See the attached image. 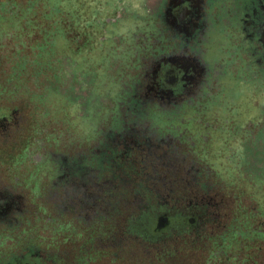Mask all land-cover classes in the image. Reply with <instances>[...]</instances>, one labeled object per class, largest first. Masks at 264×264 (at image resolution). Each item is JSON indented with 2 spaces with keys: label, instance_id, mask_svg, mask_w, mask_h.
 Masks as SVG:
<instances>
[{
  "label": "flooded vegetation",
  "instance_id": "1",
  "mask_svg": "<svg viewBox=\"0 0 264 264\" xmlns=\"http://www.w3.org/2000/svg\"><path fill=\"white\" fill-rule=\"evenodd\" d=\"M77 5L71 19L63 7L66 30L69 26L66 50L72 57L66 61L70 68L64 67L70 73L80 71L65 78L72 85L70 98L65 96L58 106L70 119L80 115L71 107L81 109L89 99L94 106H110L108 118L84 129L66 119L57 129L39 108L44 103L37 96L38 89L46 93L44 83L50 78L40 81L23 75L36 76L43 58L18 66V75L12 77L0 55V264H57L58 256L73 259V264H264L263 209L251 210L245 194L214 180L213 162L203 156L212 148L208 134L217 129L239 138L236 149L242 156L243 149H257L253 140L244 146L245 138L253 136L241 132L242 140L235 134L242 125L233 119L195 125L199 129L194 136H181L178 149L183 160L174 155L166 159L175 175L171 174L172 183L170 176L165 183L128 184H119L115 177L119 171L130 178L162 165L156 156L139 151L144 150V140L127 143L136 134L146 139L148 125L123 122L118 106H129L127 112L131 106H194L190 96H196L204 82L211 80L213 85L207 87L214 96L221 70L225 80L238 78L243 83L249 73L264 68V0H137L133 5L140 12L132 3L117 6L116 0H78ZM127 12L130 30L137 29V34L125 32L121 19ZM135 16L144 22L136 24ZM132 35L140 45L128 59L132 70L117 93L89 95L92 85L99 83L97 53L112 49L118 40L129 42ZM240 69L243 74H238ZM83 86L84 98L79 94ZM249 104L263 106L260 99ZM41 115L54 128H44ZM256 118L246 119L243 126H256ZM162 126L180 130L183 125ZM73 129L78 133H71ZM201 129L205 135H200ZM156 145L163 147L164 141ZM230 146L231 141L222 142L221 158H228L224 153ZM189 157L194 170L186 166ZM190 169L195 178L184 176ZM88 175L96 184L87 182ZM243 224L252 231L249 244L238 234ZM75 255L81 259L75 260Z\"/></svg>",
  "mask_w": 264,
  "mask_h": 264
},
{
  "label": "rangeland",
  "instance_id": "2",
  "mask_svg": "<svg viewBox=\"0 0 264 264\" xmlns=\"http://www.w3.org/2000/svg\"><path fill=\"white\" fill-rule=\"evenodd\" d=\"M77 1L78 0H0V46L2 48L0 49V55L5 57V71L6 73L10 72L12 77L17 76L19 73V69H17L18 66L21 68V66L33 58H43L41 63H39L40 65H43L40 66V69L38 68L36 76L25 75L24 72L22 73H24L23 75L29 79L35 78V80L40 79V81H43L42 79L47 78V76L50 78L47 79L49 81H45L44 83L46 93L38 89L37 96L44 103V106H39V108L46 110L47 114L54 121L57 129L63 128L67 119L64 117L65 111L62 106H58L64 101L63 98L65 96L70 98L68 91L72 85H68L65 78L72 77L73 75L75 76L76 72L80 71L79 69H76L75 71L70 70V73L69 69L65 68H70V66H67L66 61H72V57L66 50V33L69 26L66 30L63 21V18L65 17L63 7H66V9L69 10L67 18L71 19L73 9H76V6H79L77 5ZM64 2L66 4H64ZM130 3L134 6L133 4L137 3V0H116L117 6H125ZM27 9L31 12L32 18H30V16H22V12L27 11ZM133 9L140 12L135 6ZM128 18L129 15L127 12V15L121 19L123 22H126L125 32L131 34V32L135 30L133 34H137V29L134 28L130 30L131 25L129 24ZM134 21H137V23L133 22L136 24L144 22V20H141L140 17L136 16ZM72 24L74 23L72 22ZM123 27H125V25H123ZM220 27L221 26L218 27L219 31H221L219 29ZM74 28H76V26H74ZM34 32H39L40 34V38L37 39L36 48L35 45H33V38L36 36L34 35L33 37ZM121 35L123 36V34ZM128 38L129 42L122 39L118 40L119 42L116 46L113 44L112 49L104 48L103 51L97 53V65L99 67L96 70L98 72L97 75L99 76V83L97 85H92L89 89V95L92 97L103 92L110 94L117 93L122 78L129 74L127 72H131L132 69L131 65L128 63V59L130 60L131 56L134 55L135 45H140V43L135 40L133 35L131 36L132 39L130 37ZM3 41L4 44L2 45ZM28 49L32 51H28ZM136 54L139 53L137 52ZM47 59L48 61H46ZM204 59L206 58L204 57ZM61 65H63V68L60 67ZM242 71L243 69H240L238 74H243ZM257 72L258 73L255 74L254 72L249 73L251 75H249L245 82L241 83L243 80L238 78H229V81L225 80V71L221 70V87L218 85L215 89L214 96L210 97L211 91L207 86L213 84L211 83V80L209 82H204L202 84L203 88L200 89L199 93H197L196 96H190L192 102H194V106H131V110L128 111L129 113L127 112V109H125L130 108L129 106H118L116 113L118 118L123 120V122L126 120H134L137 122L140 121L139 123L144 122L148 125L145 135L146 139H144V136L136 134L132 138H129L127 143L141 139L144 140L146 143H143V145L146 149L144 147V150L139 151L145 152L153 157L156 156V161L159 164H165L164 166H159L161 169L158 167L157 171L150 170L148 173H142V177L145 178L144 181L165 183L169 181L167 176H170V182L174 181L172 178L173 176H171V174L174 175L172 173L173 169L168 165L166 159L168 156L174 155L172 156L174 159L177 158L183 160V153L178 149L181 136H194L195 130L199 129L198 127L195 128V125H202L214 120L219 121V119L224 123L225 119H233L235 123L242 125L238 128L240 132L235 134L240 135L242 132L244 133V136H253L251 139L245 138L246 142L244 143V146H249L247 142L253 140V143L257 141L259 147L257 146V149H255L254 146H251L249 149H243L246 154H243L242 156L240 148L236 149L239 138L235 137L233 134L227 136L226 134H223L225 131L217 129L216 131H213V134H208L211 136L210 142L212 148L211 150L207 149L203 156H205V159L208 161L213 162L212 166L215 175L211 176L214 180L216 179L221 185L224 183L227 187H232L237 194H241L242 197H244L245 194V204H247L251 210L254 209L252 208L254 206H258L259 209L262 208V214L264 215V68L258 69ZM90 73L96 74L92 70L89 71V74ZM254 75H258L257 77L260 79L256 80ZM210 77V75H207L205 78L209 79ZM2 81H5V79ZM225 81H227V84H225ZM68 82L71 83L70 79H68ZM65 87L68 88L66 89ZM84 92L85 87L83 86L79 90V94L83 98L85 97ZM6 94L8 96L11 95L9 93ZM255 99H260L262 101V109H258L252 105L250 106L249 102L251 103V101ZM211 100H214V102L212 103ZM84 102L87 106H82L81 109H79V105L71 107L72 109H76L80 114L79 116L76 115L73 118L67 119L71 125H74V123L80 124V127L84 129L85 127L88 128L90 124L96 123V121L99 122L108 118L106 107L110 106H94L92 100L89 99ZM211 103L216 104L212 106L210 105ZM234 103L238 104V106H230V104ZM67 104L71 106L69 102ZM255 115L257 116L256 121L259 122L256 126H252L251 128L246 125L243 126V123L248 121L246 119H252ZM38 119L40 121V117ZM47 119L48 117L41 115V122L44 128L47 130H49V128H54V124L50 123ZM170 122H172L173 125L183 126H181L180 130L172 127L160 128L163 127L162 125ZM71 133L76 134L78 133V130L73 129ZM202 134H206L203 129L200 130V135ZM241 137L243 140L244 137ZM25 140L26 138H24L23 142ZM160 140L164 141L163 147L156 145ZM228 140L231 141V146L229 147L230 151L224 153L228 154V158H221L220 155L223 153H220L219 151H222V142ZM126 145L120 144V148L125 149ZM49 147L52 148L51 145H49ZM199 147L200 146H198V148ZM193 148L195 150V145ZM199 151L204 152V149H199ZM199 151L197 154L202 157V153ZM60 152L62 151H58V153ZM164 155H166V157ZM48 156H51V154H48ZM213 156H219L220 159L214 158ZM52 157L60 160V162L63 161L60 155H54ZM33 160H35L34 157ZM186 166L187 168L193 167L194 170V164L192 163L191 157H189ZM162 168H166L169 172L164 171ZM193 170L190 169L188 175L184 176L188 179L195 178ZM115 177L119 184L132 183L128 174L121 171H119ZM87 182L94 183L96 181L92 175H88ZM149 213L150 211L147 212V214ZM256 222L254 223L255 225L257 224ZM256 228L258 227L255 226V229ZM238 234L242 238L243 243L249 244L252 236V231L250 229H246V226L243 224L239 226ZM48 239L50 240L51 237ZM243 248H248V245L243 246ZM73 257L75 260L81 259L78 255ZM55 262L57 264H73V259L66 258L65 256H58L55 258Z\"/></svg>",
  "mask_w": 264,
  "mask_h": 264
},
{
  "label": "trees",
  "instance_id": "3",
  "mask_svg": "<svg viewBox=\"0 0 264 264\" xmlns=\"http://www.w3.org/2000/svg\"><path fill=\"white\" fill-rule=\"evenodd\" d=\"M64 4H65V2H64ZM29 10H30V7H29ZM29 10L27 9V11L22 12V16H23V17L30 16V18H32V17H31L32 14H31V12H30ZM36 21H37V20H36ZM34 35H36V36H35V38H33V39H34L33 45H35V48H36L37 39L40 38V34H39V32H34L33 37H34ZM3 44H4V41H3L2 45H3ZM40 48H41V47H40ZM1 49H2V48H1ZM28 51H32V50L28 49ZM33 55H34V53H33ZM41 58H42V57H41ZM130 178H131L132 182H139V181L144 182V180H145V178L142 177V173H138V172H136V173H134V174H131V175H130ZM146 180H147V179H146Z\"/></svg>",
  "mask_w": 264,
  "mask_h": 264
}]
</instances>
